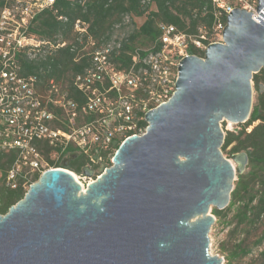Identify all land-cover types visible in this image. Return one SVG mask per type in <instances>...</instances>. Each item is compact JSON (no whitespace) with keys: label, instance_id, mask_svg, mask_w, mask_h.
I'll return each mask as SVG.
<instances>
[{"label":"water","instance_id":"95a60500","mask_svg":"<svg viewBox=\"0 0 264 264\" xmlns=\"http://www.w3.org/2000/svg\"><path fill=\"white\" fill-rule=\"evenodd\" d=\"M257 13L233 9L223 42L181 60L173 97L146 113V132L110 167H84L99 175L86 190L71 158L44 172L0 215V264H225L210 250L211 212L230 205L249 156H225L222 123L245 124L254 108L264 0Z\"/></svg>","mask_w":264,"mask_h":264},{"label":"built area","instance_id":"2783aa9c","mask_svg":"<svg viewBox=\"0 0 264 264\" xmlns=\"http://www.w3.org/2000/svg\"><path fill=\"white\" fill-rule=\"evenodd\" d=\"M9 1L0 16V148L18 151L7 176V186L16 188L18 177L24 173L23 188L27 191L36 182L35 176L56 168L62 153L70 146L88 157L87 166L109 167L101 153L112 162L117 144L146 132L147 128L141 126L146 113L167 103L176 91L181 60L195 55L191 50L204 53L210 44L223 42L226 26L223 19L233 9L242 8L254 17L258 15V0H212L217 11L210 33L200 28L197 34H190L161 23V47L144 58L136 55L129 70H118L113 55L129 35L124 38L113 35L101 43L91 34L90 23L77 19L72 40L61 35L55 39L38 38L29 34L30 26L56 0ZM85 2L79 0L82 5ZM60 20L66 22L68 18L62 16ZM131 20L130 15L125 16L115 30L131 24ZM66 47L75 54L76 62L84 56L91 57V66L73 79L74 87L85 97L82 106L55 79H50L41 91L39 76L22 74L20 55L30 61L44 60ZM50 105L65 111L68 130L54 127L57 115ZM86 114H92L93 118L79 123V118ZM40 142L60 151L54 150L46 158L38 146ZM74 176L86 190L99 175L83 179Z\"/></svg>","mask_w":264,"mask_h":264},{"label":"trees","instance_id":"16d2710c","mask_svg":"<svg viewBox=\"0 0 264 264\" xmlns=\"http://www.w3.org/2000/svg\"><path fill=\"white\" fill-rule=\"evenodd\" d=\"M86 0L85 4L79 0H56L53 7H50L38 14L30 26L29 34L38 38L55 39L61 35L67 40H72L73 27L77 19L90 23L91 34L99 41L106 42L114 34L115 26L122 23L125 16L131 18H145L144 22L137 26L129 36L122 41V47L113 55V62L118 70H129L134 64V57L141 58L150 52L161 47L159 38L161 30L159 25L166 23L176 26L180 31L197 34L200 28L211 32L215 24L217 9L212 0ZM9 0H0V16L3 9L8 6ZM67 17L62 21L60 17ZM227 23V18L223 19ZM147 45L149 50H142L140 47ZM193 54L200 57L204 53L191 50ZM75 54L69 47L58 50L53 56L44 60L30 61L25 55H20L23 75H37L41 80V91L50 79L63 84L80 106L85 103L84 95L73 85L76 75L83 73L91 66V57L84 56L75 61ZM254 89L257 93L256 101L250 119L242 125L239 131L226 130L223 152L231 147L230 155L239 152H247L249 164L244 174H238L235 181V188L231 196V203L225 210L212 209V214L218 218L227 217L233 213L232 221L235 223L233 233L241 232L245 238L235 243L232 247L222 246L225 256V264H240V260L249 256L253 248L246 243V239L257 232L264 224V70L253 77ZM108 87V85L106 86ZM111 95H115L114 92ZM50 110L57 115L54 127L68 130V120L63 109L50 105ZM92 114H86L79 118V123L91 120ZM141 126L147 128L148 123L143 120ZM253 126L251 131L248 128ZM121 144L116 145V150ZM40 150L46 158L54 150L59 148L49 146L47 143H38ZM105 157L107 166H111V160ZM18 151L15 149L4 150L0 148V215H5L9 209L20 201L27 190L23 188L24 173L18 177V186L10 188L7 186V176L12 169ZM71 158L68 169L82 173L89 160L84 154H80L75 147H68L63 153L55 167H60L62 160ZM230 158V157H228ZM39 175L34 180L38 181ZM264 242V233L256 241L255 245L260 246ZM257 264H264V251L260 253Z\"/></svg>","mask_w":264,"mask_h":264},{"label":"rangeland","instance_id":"374dc122","mask_svg":"<svg viewBox=\"0 0 264 264\" xmlns=\"http://www.w3.org/2000/svg\"><path fill=\"white\" fill-rule=\"evenodd\" d=\"M144 20H145V18H135V19L133 18L131 20V24L129 23L128 25H122L119 29H116L114 31L113 35L118 37V38H124L134 31V29L136 28V25L140 26L144 22ZM134 22L136 23V25L134 24ZM140 48L142 50H145V51L150 49V47L147 45H145V46L142 45ZM256 96H257V93L254 89L255 101H256ZM242 125L243 124L231 125L229 122H223L222 123V127L225 130V132H226V130L239 131L242 129ZM252 128H253V126H250L249 130L251 131ZM236 129H238V130H236ZM230 149H231V147H229L224 154L227 158L230 157L229 159L233 160L234 155L229 154ZM65 161H66V159L62 160L59 164L60 167H58V168H65L66 167V169H67V166L64 165ZM235 165H237V164H235ZM67 170H69V169H67ZM69 171L81 179H83L84 176H86L84 171H82V173H77V172H74L72 170H69ZM97 175H98V171L96 170L94 178ZM81 181H83V180H81ZM232 217H233V213H229V215L227 217H223L220 220H218V218H216V222L210 231V239H211V249L210 250H211V253L214 255H220L221 257H224V259H225L226 254L223 252L222 246L225 245L228 248L232 247L235 243H238L240 240L245 238V235L241 232L233 233L235 223H233ZM263 233H264V224L259 228V230L257 232H255V231L252 232V234L246 239V243L253 248V251L249 256L240 260V262H239L240 264H257L258 263V261L260 259V253L262 251H264V242L260 246H256L255 243Z\"/></svg>","mask_w":264,"mask_h":264}]
</instances>
